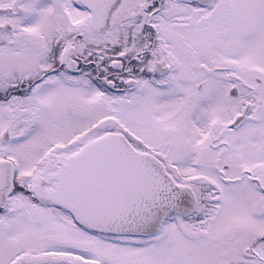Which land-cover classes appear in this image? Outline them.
Masks as SVG:
<instances>
[{
	"label": "snow or ice",
	"instance_id": "6c2138e0",
	"mask_svg": "<svg viewBox=\"0 0 264 264\" xmlns=\"http://www.w3.org/2000/svg\"><path fill=\"white\" fill-rule=\"evenodd\" d=\"M0 264H264V0H0Z\"/></svg>",
	"mask_w": 264,
	"mask_h": 264
}]
</instances>
